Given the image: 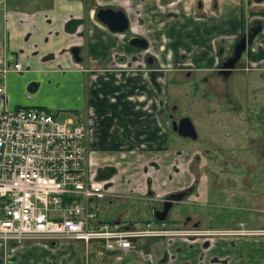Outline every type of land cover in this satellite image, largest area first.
Segmentation results:
<instances>
[{"label": "crops", "instance_id": "1", "mask_svg": "<svg viewBox=\"0 0 264 264\" xmlns=\"http://www.w3.org/2000/svg\"><path fill=\"white\" fill-rule=\"evenodd\" d=\"M92 2L117 4L123 9L131 34H140L146 39L148 52L154 57L153 65L143 67L139 62L131 63L133 56L138 59L142 54L126 47L121 35L108 32L95 20ZM157 2L40 0L36 4L39 7L25 10L0 3V55L21 66V72H9L0 77V110L35 107L73 122L86 121L91 150L88 161L96 169L116 170L109 178V186L115 192L125 188L122 191L125 193L133 182L136 184L133 191L142 195L147 178L155 191L170 188L171 163L175 157L180 160V155L169 148L164 109L169 91L174 95L181 87L173 83L186 82L184 79L191 75L196 79L209 78V83L215 78L213 90H217L218 81L224 77L216 74L213 48H221L226 54L254 20L260 22L261 30L224 83L228 92L235 95L233 98L245 99L243 103L247 105L249 99H255L259 108L264 107L263 97H260L264 96V1L248 4L244 11L237 0H217L215 10L203 0V16L193 21L192 13L196 10L192 0H179L172 10L173 22L167 19L154 23V18L161 15ZM211 43H215L214 47ZM72 48L77 49V61L70 52ZM190 56L193 63L183 68L187 63L181 64L182 59L186 61ZM126 60L128 67L118 68V64ZM153 71L159 75L155 78V87L160 89L158 94L152 85ZM244 88L247 98L241 94ZM250 94L254 96L249 98ZM235 102L241 104L240 100ZM232 117L240 130L242 124L237 123V116L232 114ZM145 164L158 165V173L152 177V168L148 167L146 177L138 183L140 166ZM176 176L175 185H180L184 178ZM121 177L130 180L121 183ZM145 200L150 205L148 198ZM113 202H100L98 213L99 209L110 208ZM209 241L180 238L145 241L137 245L134 252L115 255L100 253L97 247H91L95 248L96 257L105 259V264L132 257L146 262L138 255L142 253L140 246L148 250L145 255L150 256L151 262L154 253L155 264H264V235ZM32 243L36 242L0 245V264H26L24 255L33 247ZM248 243L256 245L251 248ZM159 246L160 253L153 248ZM223 247H228L231 256L225 254Z\"/></svg>", "mask_w": 264, "mask_h": 264}, {"label": "rangeland", "instance_id": "2", "mask_svg": "<svg viewBox=\"0 0 264 264\" xmlns=\"http://www.w3.org/2000/svg\"><path fill=\"white\" fill-rule=\"evenodd\" d=\"M3 5L9 6V0L3 2ZM191 79L194 80L195 77L191 75L190 79L184 80L192 82ZM229 79L232 80L231 77ZM215 80L214 78L213 83H209V78H206L203 83L198 78L197 81L200 83L195 85L198 86L196 94H191L190 84L181 85L174 95L167 88L169 93L166 97L165 111L170 105L181 109L179 115L190 120L196 135L195 141L188 138L183 140L171 130L167 131L170 150L180 155V160L174 156L175 160L171 163L174 170L169 173L172 174L169 191L181 188L188 181L195 182V194L185 199L183 203L174 204L172 207H181L186 210L192 220L198 217L205 228H234L237 227V223H242L245 229H253V227L256 229L262 227L260 220L264 219V107L259 108L255 99H249L248 105L243 103L245 99H239L241 104H237L235 101L239 100L237 97L233 98L235 95L228 92L230 90L227 88V83H224V79L221 82L218 81L217 90H213ZM222 82L224 84H221ZM168 84L170 85L169 82ZM168 84L167 86L172 90L173 88ZM153 87L158 94L159 87ZM213 94L214 97L216 95L218 97L213 98ZM241 94L247 98L246 88ZM252 95L250 94L249 98H252ZM260 97H263L264 102V96ZM250 108L251 111H249ZM261 110H263L262 113ZM232 114L237 116V123L242 124L240 130ZM64 119V116L56 117L58 122ZM159 119L161 120L160 116ZM148 167L152 168L150 170L152 177H156L158 165L145 164L140 166L141 179L138 183L146 177L145 172L146 169L149 170ZM99 172L109 177L116 173V170L103 168L99 169ZM176 175H179L181 179L184 178L180 185H175ZM120 179H123L121 183L130 180L124 177ZM130 184H132L131 187L127 188L125 193L122 192L125 188L117 189L121 195L118 197L116 195L117 198L114 199L110 208L99 209L98 216L104 221H130L137 226L148 221L160 222L150 217L149 210L152 204L159 209V203L153 202L148 205L145 199L149 198L150 194L147 196L143 193H141L143 195L135 193L136 191L133 190L136 184L133 182ZM145 185L147 187L146 182ZM160 190L167 191L165 188ZM144 192L149 193L148 188ZM189 211H193L196 217L190 215ZM176 213L177 211H174V214ZM174 219L171 217L168 221H174ZM173 223H165L164 229H173L170 227ZM166 239L168 238L144 239L138 245L145 241L157 242ZM219 239L215 238L214 241ZM260 241L262 243V236ZM32 244H34L33 247L29 248L24 255L26 264H105L103 257H96L94 247L88 249L85 259L80 243L61 241L53 245L46 244L45 247L43 243ZM247 245L254 248L256 244L248 243ZM160 246L153 248L160 253ZM223 248L226 251L225 254L231 256L228 247ZM139 250L144 255L148 252L143 246H140ZM155 250L153 249L152 252ZM218 250L221 251L222 247ZM153 254L151 263L147 261L142 263L139 258L137 260L132 257L124 258L122 261H112L111 264H155Z\"/></svg>", "mask_w": 264, "mask_h": 264}, {"label": "built area", "instance_id": "3", "mask_svg": "<svg viewBox=\"0 0 264 264\" xmlns=\"http://www.w3.org/2000/svg\"><path fill=\"white\" fill-rule=\"evenodd\" d=\"M18 71V62L0 55V77ZM87 135L84 120L58 122L35 107L0 110V245L67 241L80 243L85 256L92 245L115 255L134 252L144 239L182 234L161 222L99 218L98 204L116 196L90 166Z\"/></svg>", "mask_w": 264, "mask_h": 264}, {"label": "flooded vegetation", "instance_id": "4", "mask_svg": "<svg viewBox=\"0 0 264 264\" xmlns=\"http://www.w3.org/2000/svg\"><path fill=\"white\" fill-rule=\"evenodd\" d=\"M7 0H3L2 2H5ZM40 0H9V5L10 6H13V7H16L17 9H21V10H25V9H32V8H37L39 6H37V2H39ZM157 9L161 12V15H158V16H154L155 20H154V23L156 22H163V21H166L167 19L168 20H171V22H173V14H172V10H173V7H175V5L179 4V0H157ZM209 2V5H210V8H212L213 10L217 9V0H207ZM264 1V0H263ZM260 2V3H253L251 2L250 0H237L238 4H239V7L241 9L244 10V8L248 5V4H261L263 3ZM193 2V6H194V9L196 10V12L194 11L192 13V17H193V21L194 19L195 20H199L200 17H202L203 15H201V12H202V6H203V0H192ZM1 3V2H0ZM92 12H93V16L95 18V13L97 10L99 9H102V10H105V9H109L111 11H120L126 21H127V28L122 32V33H113V34H117V35H121L122 37V40L123 42L125 43L126 47L130 48V49H135L136 51H138L139 53H141L142 55L137 59L136 56H133V59L131 61V63H133L134 65H136V63H140V65H142L143 67H146L147 66H151L154 64V57H152L149 52H148V44H147V41L146 39L140 35V34H131V25L125 15V12L123 11V9L117 5V4H107V5H99L97 4V2H92ZM245 11V10H244ZM244 13V12H243ZM96 20V18H95ZM97 21V20H96ZM98 22V21H97ZM99 23V22H98ZM100 24V23H99ZM102 25V24H100ZM108 32H110L104 25H102ZM251 26H255V28L259 27V31L257 32V34L260 32L261 30V24L258 20H254L250 25L249 27L244 30V33L245 34L247 32V30L251 27ZM209 29V28H208ZM112 33V32H110ZM242 34V35H243ZM256 34V35H257ZM79 35V34H78ZM255 35V36H256ZM131 37H140L141 39H143V41L145 42V46L143 47V49H139V48H135L134 46H131L128 44V41ZM241 37V36H240ZM239 37V38H240ZM238 38V39H239ZM255 38V37H254ZM253 38V39H254ZM238 39H236L231 45L230 47L227 49V53L224 54L222 52V49H217V48H213L212 51H213V62H214V65L216 66V74H219L220 76L224 77V79H226L225 77H227L228 75H230V73L233 71V69H230L228 70L229 73L227 75H224L221 73V71H223L221 69V66L223 65V63L232 57V48L234 46V44L238 41ZM214 44L215 43H211L212 47H214ZM251 46V45H250ZM247 47L245 50L249 49L250 48ZM217 49V50H216ZM76 53V57H77V52L75 51ZM244 53V52H243ZM242 53V54H243ZM241 54V55H242ZM75 57V58H76ZM78 58V57H77ZM240 59V58H239ZM239 59L234 63V66L233 68L235 67L236 63L239 61ZM129 60V59H128ZM129 62V61H128ZM127 60L126 62L124 63H119L118 65V68H123V69H126L128 67L127 65ZM187 63V64H186ZM188 63H193V58L191 59V56H190V59L187 58L186 61H184V59H182L181 61V64H186L185 67L183 68H186V67H189V64ZM182 66V65H180ZM80 70L82 72H87V70L83 69V68H80ZM18 72H21V66H20V71ZM18 72H15V73H18ZM153 73H156V72H152L151 73V78L153 79L154 83H152L153 86H155V84H157L155 82V78H157L159 75H156V74H153ZM187 74V73H186ZM185 76V75H184ZM188 76V75H187ZM194 77V76H193ZM116 78L119 79V74H116ZM190 79V76L188 77ZM192 80V79H191ZM205 78H202L201 81L203 83H205ZM197 83H200L197 81L196 77L194 80H192V82H181L179 85H175L173 83V86H184V85H188L190 84V92L191 94H196L197 92V89H198V86H195ZM192 84V86H191ZM214 88L216 87L213 86ZM211 93V91H210ZM213 98H217V96L214 97V94L212 96ZM211 97V98H212ZM166 105V102L165 104ZM165 108V107H164ZM180 110L181 109H177L176 106L174 105H170L169 107H167L166 109V123H167V128H169V130H171L172 132H174L176 135H177V132L174 131L172 129L173 128H177L178 125H179V121L183 118H187L185 116H180L179 114L180 113ZM179 112V113H178ZM183 112L185 113V108L183 110ZM180 116V117H178ZM190 121V120H189ZM85 125H86V128L88 129L87 127V123L86 121H84ZM194 129V128H193ZM178 136V135H177ZM180 139H189L191 140L189 137H181V136H178ZM191 141H195V140H191ZM263 156H264V150H263ZM91 166V164H90ZM92 167V166H91ZM173 166H170V171L172 172L174 169L172 168ZM92 169L94 170L95 173H97V175L99 174L101 177H103L104 179L106 180H109V178L111 177V175L108 177V176H105V174H102V173H98V170L99 169H96L94 167H92ZM184 177V176H183ZM170 180V176L168 178ZM146 184H147V187L145 185V189L144 191H146V189L148 188L149 190V193H146L144 192L143 194L149 196L148 200L150 201V204L151 203H155V202H158L159 203V209L158 208H155L157 210H161L162 208V201H163V197L167 194H175V193H178L179 195H181L183 192L185 191H189V194L185 195L182 199H180L179 201L177 202H174L171 207L168 208V211L166 213V219L164 221H160L161 223H163L165 225V223L167 224H170L173 223V222H178L177 224H172L170 227H173V229L171 230H174V231H180L182 232L181 235L179 236H174V237H170L168 239H191V240H201V239H209L211 241H213L215 238H235V237H246V236H260V235H264V219L260 220L262 221V227H258V228H254L251 229H245L243 228V224L242 223H237V227H234V228H223V229H220V228H205L203 226V222L197 217L196 219H193L190 218V216L188 215V212L186 210H183L181 207H172L174 204H180V203H183L185 199H187L188 197L192 196L193 194H195V182L192 180V181H188L186 184H184L181 188L177 189V190H170L169 191V188H165L167 189V191L165 192H162L161 190L160 191H155L152 186H151V181H150V178H147L146 180ZM118 192V191H117ZM115 193V196L117 195L120 196L121 193L118 192ZM142 194V195H143ZM161 195V196H160ZM178 195V196H179ZM161 198V199H160ZM153 205V204H152ZM151 205V206H152ZM174 211H177L176 214H174ZM189 214L192 215L193 217H196L194 216L193 214V211H189ZM150 217H151V214H150ZM175 218L174 221L173 220H170L168 221V219L170 218ZM152 218V217H151ZM260 226V225H259ZM240 230H244V231H249L248 234H240ZM206 243H208V241H204L203 244L206 245ZM10 245V244H9ZM19 245V244H18ZM53 245V244H52ZM8 246V245H7ZM87 257H85L86 259ZM141 259H144V258H141ZM145 260V259H144ZM146 261V260H145ZM148 262V261H147ZM151 263V262H149Z\"/></svg>", "mask_w": 264, "mask_h": 264}, {"label": "water", "instance_id": "5", "mask_svg": "<svg viewBox=\"0 0 264 264\" xmlns=\"http://www.w3.org/2000/svg\"><path fill=\"white\" fill-rule=\"evenodd\" d=\"M2 1L3 0H0V2ZM250 1L253 3H260L263 0ZM95 18L100 24L104 25L112 33H122L127 28V21L120 11L99 9L95 13ZM258 31L259 27L255 28V26H251L245 34L241 35V37L238 39V41L234 44L232 48V57L227 59L221 66V69L223 70L221 71L222 74L227 75L229 73L228 70L233 69L234 63L240 58L241 54L245 51V49L251 45L253 38L255 37ZM128 44L139 49H143V47L145 46V42L140 37H131L128 41ZM75 51L77 52L76 48H72L70 51L74 57H76ZM75 59L76 61L78 60L77 57ZM172 129L177 132L178 136L189 137L191 140L196 139L195 131L188 118L181 119L179 121L178 127H172ZM189 191H185L181 195L178 194L180 192L165 195L161 203V210H157L155 209V207L150 206L149 210L153 220L164 221L166 219V213L168 211V208L171 207L174 202L179 201L185 195L189 194Z\"/></svg>", "mask_w": 264, "mask_h": 264}, {"label": "bare ground", "instance_id": "6", "mask_svg": "<svg viewBox=\"0 0 264 264\" xmlns=\"http://www.w3.org/2000/svg\"><path fill=\"white\" fill-rule=\"evenodd\" d=\"M31 242V241H30ZM32 242H36V243H42V242H37V241H32ZM22 244V243H21ZM45 244V243H44ZM7 245H9V244H6V245H2L3 247L4 246H7Z\"/></svg>", "mask_w": 264, "mask_h": 264}, {"label": "trees", "instance_id": "7", "mask_svg": "<svg viewBox=\"0 0 264 264\" xmlns=\"http://www.w3.org/2000/svg\"><path fill=\"white\" fill-rule=\"evenodd\" d=\"M100 175L98 174V177H99Z\"/></svg>", "mask_w": 264, "mask_h": 264}]
</instances>
